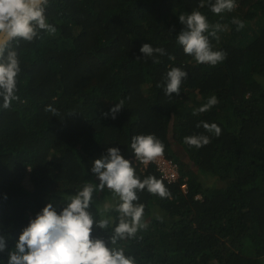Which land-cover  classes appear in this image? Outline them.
Listing matches in <instances>:
<instances>
[{
	"label": "trees",
	"instance_id": "16d2710c",
	"mask_svg": "<svg viewBox=\"0 0 264 264\" xmlns=\"http://www.w3.org/2000/svg\"><path fill=\"white\" fill-rule=\"evenodd\" d=\"M210 2L48 0L45 16L56 33L40 30L31 43L12 42L21 71L19 100L0 107V235L7 245L0 264L47 203L59 212L85 182L99 183L92 163L109 147H118L141 179H160L154 165L134 162L131 138L139 134L163 142L179 179L164 183L170 198L137 193L148 227L119 242L125 254L136 264H264V0H236L221 14ZM193 10L222 26L219 40L209 37L214 50L227 53L215 66L197 63L176 42L185 27L178 16ZM233 18L244 22L239 31ZM145 43L167 55L144 57ZM172 67L187 77L179 94L167 96L164 77ZM213 95L218 103L193 115ZM121 100L115 119L104 115ZM201 122L215 123L221 134ZM192 135L211 142L189 147L184 137ZM97 209L93 201L99 219ZM92 235L107 239L111 228Z\"/></svg>",
	"mask_w": 264,
	"mask_h": 264
},
{
	"label": "clouds",
	"instance_id": "9594fccd",
	"mask_svg": "<svg viewBox=\"0 0 264 264\" xmlns=\"http://www.w3.org/2000/svg\"><path fill=\"white\" fill-rule=\"evenodd\" d=\"M47 5L48 0H0V107L3 109H10L12 103L19 100L17 77L21 68L18 54L11 47L12 42L23 40L31 43L40 30L53 35L57 31L45 16ZM236 6V0H214L209 3L214 14L232 12ZM178 20L185 26L176 36V42L184 54L193 57L199 64L211 66L226 59L227 53L214 50L209 39L213 37L219 40L217 33L223 30L220 24L210 25L198 10L190 14L181 13ZM232 23L237 25L238 31L244 27V22L237 18H233ZM140 52L144 57L167 55L165 49L154 48L147 43L141 46ZM168 58L175 59L171 55ZM159 62L158 59L153 60V63ZM186 77L187 73L181 68H170L164 77L165 95L179 94L182 80ZM217 103L213 95L201 107L194 109L193 115L206 112ZM123 104V100L119 101L104 115L111 114V118L115 119ZM45 110L53 116L58 115L51 106ZM201 124L207 132L217 137L221 134L220 127L215 123ZM210 142L205 135L184 137V143L197 149ZM130 147L136 159L144 164L162 157L165 149L163 142L153 134L133 136ZM91 172L99 183L85 182L75 194L66 197L67 202L59 212L57 206L47 203L22 229L14 247L7 250L6 264H136L135 258L126 255L125 248L119 242L137 238V233L148 227L144 220L145 206L137 203V193L146 189L160 198H170L171 194L161 179L152 175L143 179L137 176L132 163L123 158L118 147H109L106 155L95 159ZM105 188L110 191L113 202L98 206L99 219H96L90 211L93 195L103 192ZM111 211L117 215H108ZM94 228L104 231L111 228V235H107V239L93 237ZM6 249V238L0 235V252Z\"/></svg>",
	"mask_w": 264,
	"mask_h": 264
},
{
	"label": "built area",
	"instance_id": "2783aa9c",
	"mask_svg": "<svg viewBox=\"0 0 264 264\" xmlns=\"http://www.w3.org/2000/svg\"><path fill=\"white\" fill-rule=\"evenodd\" d=\"M134 162L141 163L142 168L147 167L148 164L154 165L159 178L166 184H173L178 179L179 173L177 164L173 160H170L165 157V155L147 164H144L141 161L137 160L136 157L134 158ZM181 189L185 191V185L181 186Z\"/></svg>",
	"mask_w": 264,
	"mask_h": 264
},
{
	"label": "rangeland",
	"instance_id": "374dc122",
	"mask_svg": "<svg viewBox=\"0 0 264 264\" xmlns=\"http://www.w3.org/2000/svg\"><path fill=\"white\" fill-rule=\"evenodd\" d=\"M115 96H117V90L115 88H113L112 91H111V97L115 98ZM207 178L208 177H206V178L200 177V179L202 181H204V182L206 181V182L210 183L211 179L207 180ZM93 201H94V204H96L97 207L101 206L105 202H113L112 198H111V193H110V191L107 188H105V190L103 192L94 193Z\"/></svg>",
	"mask_w": 264,
	"mask_h": 264
}]
</instances>
